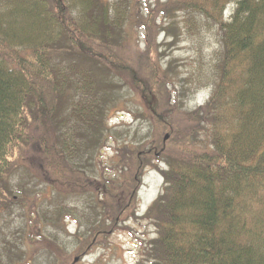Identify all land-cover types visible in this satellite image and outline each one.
Returning <instances> with one entry per match:
<instances>
[{
    "label": "trees",
    "instance_id": "trees-1",
    "mask_svg": "<svg viewBox=\"0 0 264 264\" xmlns=\"http://www.w3.org/2000/svg\"><path fill=\"white\" fill-rule=\"evenodd\" d=\"M154 5L141 24L147 42L155 29L172 40L168 46L183 38L196 43L199 54L208 33L219 41L213 68L201 62L197 73L179 78V89L173 85L174 107L202 88H210V95L187 113L182 128L192 133H180L171 146L149 141L150 133L138 138L133 130L127 153L119 151L117 159L124 180L111 190L94 182L102 178L96 161L113 135L108 115L121 108L127 86V97H139L138 105L127 99V108L141 125L157 129L153 122L162 118L164 86L172 75L168 63L165 71L152 68L148 81L141 80L134 54L132 68L121 65L127 64V31L143 19L136 20L139 0H0V211L7 219L0 226V264H67L70 242L88 253L109 233L99 192L114 202L116 193L127 198V216L136 217V193L150 169L160 172L164 188L144 214L157 238L139 264H264V0ZM158 14L168 21L159 23ZM148 46L150 69L157 53ZM122 56L119 64L112 61ZM199 130L207 140H197ZM22 147L35 150L41 162L16 167L12 157ZM30 170L36 173L32 181L25 174ZM39 178L46 185L37 190ZM35 206L37 221H29ZM112 210L115 226L121 220L117 202ZM72 221L78 226L74 234L67 223ZM43 233L49 241L37 256L29 248Z\"/></svg>",
    "mask_w": 264,
    "mask_h": 264
},
{
    "label": "rangeland",
    "instance_id": "rangeland-1",
    "mask_svg": "<svg viewBox=\"0 0 264 264\" xmlns=\"http://www.w3.org/2000/svg\"><path fill=\"white\" fill-rule=\"evenodd\" d=\"M162 2H164V0H162ZM149 4H152V6H149ZM149 7L151 8L149 9ZM138 8L139 13H137L138 18H136V20L140 17H142L143 19L138 24H136V26L134 25L133 29L131 28V30L127 31L129 35H127L128 37L125 43H123L127 55V64L125 65L124 63H122L121 65L125 68H132L133 66H131V57H133L134 54L137 67L138 69L142 70V72H140L142 74V79L140 78L141 80L146 82L148 81V79L150 78L149 70L151 71L152 68H156L159 71L163 72L165 71V69H167L169 64L172 66V75L169 78L170 81L168 82V84L164 86L165 90L163 89V98L165 100H162V104L164 105V108H161V106L159 108L162 110V112L159 111L161 113L159 115L162 118H159V120L153 122L159 124L157 129L153 130V126L149 128V123L141 125L140 123L142 122V120H136L131 110L127 108L129 107L127 99L133 100L134 104L138 105L137 101L139 98L138 96L137 98L134 94H130L127 97V86L126 88H123V94H125V98L119 101V107L121 108L113 110L108 115V119L106 122L108 124V128L112 130L111 133L113 135L108 140H106V142H104L105 147L103 149V154L101 155V161H96L98 170H102V178L99 175L94 178L95 181L92 178L90 180L94 181L95 183H98L99 185L101 184L102 186L110 187L111 190L112 188H120L119 185L121 184V181L123 182L124 180L125 171L119 164V160L117 159H119V156L121 155L119 151L126 150L125 153H127L128 142L130 140H134L133 130L138 131V138H141L142 135L150 133L148 140H158L159 146L161 145V147L163 144L171 146V140L173 141L181 139L179 136L180 133L182 136L188 133H192L189 130H186L187 128H185V131L184 128H182V126L186 127L188 125L187 118H189V115H187V113L188 111L194 110L195 107L202 106V104L205 103L210 88H202V90L200 89V91L196 92L193 97L187 96L184 99L183 106L177 109L176 107H174V98L176 95L174 94L173 85L176 86V89L178 88L179 78H190V74L197 73L200 69L201 62H204V64H206V67L213 68V66L215 65L214 62L216 60L213 57V54L219 48V41L216 37H214V33L207 34V41L206 44L203 46V52H201L202 54H199V46L196 43L193 44L190 42V40H184L183 38H181L182 40H180L182 41L181 43H178L177 45L168 46V43H171L172 40L167 39L163 32L157 31L156 29L155 31H150V39L149 42H147L145 39V34L147 32L143 30L144 28L141 27V24H145V20H148V17H152L153 12L151 10L155 11L154 0H139ZM230 8L231 7H229L227 14H230V12H232V9ZM158 15L159 16L156 20H158L159 23L168 21L167 19H164L165 16H163L162 14ZM126 27V29H130L129 25ZM148 44H153L154 47L152 46V50L157 53L156 59L152 60L154 64H152L150 69L148 65H150L151 61H149L146 56L149 51ZM102 54L103 58L106 59V54ZM200 56L201 58H199ZM114 58H112V61H118L117 64H119L122 61L123 56L119 57L118 60ZM125 79L127 85V78ZM152 83L153 81L150 82V84ZM153 92L157 91L153 90ZM167 104L173 105V108H175V111L172 110L173 113L169 111ZM169 113L171 115H169ZM127 132H130V135L129 133L127 134ZM205 132L199 130V136L197 140H207V138H205ZM34 136L36 137V135ZM197 146L200 147V144H197ZM20 150L21 151L17 150L14 153V156L12 157V161L14 164L16 163V167L23 166L24 168H33L38 165V162H41V160L38 159L39 157H36L37 153L35 152V150L32 151L30 147H27L25 149L24 147H22ZM159 167L162 170L166 169V166L163 163L162 165L160 164ZM30 171V173L28 172L25 174L27 176H31L30 180L32 181V177L36 176V173L34 170ZM37 175H39L38 172ZM22 176L24 175L20 174L16 175L15 177ZM38 180L40 181V183L37 190L45 188L46 180L41 178H39ZM163 181L164 179L162 175L157 170L150 169L144 172V175L141 180V186L138 192L136 193V204H134V209L136 212L134 215H136V217L132 215H129V217L127 216L129 214L128 211H130L128 210L129 207H127V198L122 197L119 199L117 193L114 194L116 196V202L119 204V207L121 209L116 210V215L119 216V214H121V220L115 226L113 224L114 222L111 215L113 214L112 209L114 208L116 203L114 202L115 197L110 195V198L106 199L104 196H100L99 192L97 198L103 203V206L106 207L104 219L106 222V229L109 230V233L106 236H101L98 243H95L93 249L91 248L88 253H84L86 252L84 249L81 251L76 250L77 247H75V244H73V242H70L71 244H67V247L71 248L70 251H72V255L67 264H139L143 261H146L148 259L146 257V252L149 247V242L157 238V230L151 220L143 218L145 216L144 214L147 213V211L152 206V204H154L159 195L162 194L164 188ZM15 182H17V179H15ZM13 186H16L13 190H22L21 186H19V188L18 185ZM44 193L46 194V191ZM18 197H20V199L16 200L19 201L22 199L21 195H19ZM36 197H39V195L35 196V198ZM30 199L31 202L34 201L33 197ZM32 204L33 203H29V205ZM26 207L28 208L29 206H27L26 204ZM36 209H38V206L29 209V221H37ZM17 211L20 212V210ZM1 212L2 210L0 211V226H2L3 221L7 220L6 218H4L6 214L1 215ZM32 213H34V215H31ZM15 221L17 220L15 219ZM67 223L69 224V233L74 234L77 231L76 228H78V226L73 221ZM42 235L43 239L40 238V240H37L35 243L30 245L29 248V250L35 253L37 256L40 255V250L44 249L47 245L46 242L49 241L47 239V234L43 233ZM30 243L31 242H28V245ZM57 248L59 251L63 252L62 247ZM48 251L50 252L51 250L48 248ZM147 264L150 263L148 262Z\"/></svg>",
    "mask_w": 264,
    "mask_h": 264
}]
</instances>
